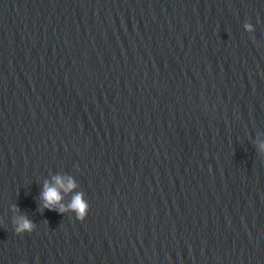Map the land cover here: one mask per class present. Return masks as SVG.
<instances>
[{
	"label": "water",
	"instance_id": "water-1",
	"mask_svg": "<svg viewBox=\"0 0 264 264\" xmlns=\"http://www.w3.org/2000/svg\"><path fill=\"white\" fill-rule=\"evenodd\" d=\"M262 146L264 0H0V264H264Z\"/></svg>",
	"mask_w": 264,
	"mask_h": 264
},
{
	"label": "clouds",
	"instance_id": "clouds-1",
	"mask_svg": "<svg viewBox=\"0 0 264 264\" xmlns=\"http://www.w3.org/2000/svg\"><path fill=\"white\" fill-rule=\"evenodd\" d=\"M246 27L250 28V26H246ZM54 180H55L56 186H49L47 183H45L44 191L42 193V199L44 201L43 207L48 208L49 210L63 212L67 210L65 209L63 205H60L59 208L55 207L62 200V197L58 191V188H63L65 192H68L73 187H75V184L73 183L70 177L68 179V184L66 187L64 185L63 179L60 176H55ZM68 208L74 210L77 213V217L80 221H83L85 216L87 215L88 206L86 203L82 201V194H77L75 197H73V201L68 206ZM32 227H33V224L25 216H20L18 218L17 227H16L17 232H21L25 230L31 231Z\"/></svg>",
	"mask_w": 264,
	"mask_h": 264
}]
</instances>
